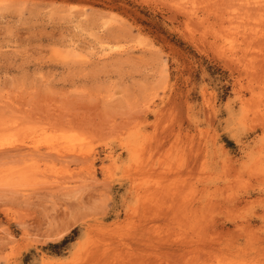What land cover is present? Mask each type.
Returning <instances> with one entry per match:
<instances>
[{"label": "rangeland", "instance_id": "374dc122", "mask_svg": "<svg viewBox=\"0 0 264 264\" xmlns=\"http://www.w3.org/2000/svg\"><path fill=\"white\" fill-rule=\"evenodd\" d=\"M0 102V264H264V0H0Z\"/></svg>", "mask_w": 264, "mask_h": 264}, {"label": "bare ground", "instance_id": "6f19581e", "mask_svg": "<svg viewBox=\"0 0 264 264\" xmlns=\"http://www.w3.org/2000/svg\"><path fill=\"white\" fill-rule=\"evenodd\" d=\"M233 1H234V0H233ZM247 1H248V3H249V0H247ZM253 1H254V0H253ZM229 2H230V1H229ZM231 2H232V1H231ZM231 2H230V3H231ZM235 2H237V4H241V3H238V1H235ZM251 2H252V1H251ZM255 2L257 3V1H255ZM231 4L234 5L233 2H232ZM231 4L228 3L229 7H230ZM235 4H236V3H235ZM253 4H255V3H253ZM257 4H258V3H257ZM233 5H231V7H232ZM261 5H263V4H261ZM237 6H238V5H237ZM239 6H241V5H239ZM244 6H245V5H244ZM242 7H243V6H242ZM250 7H251V9H252V8L255 7V6H253V7L250 6ZM249 9H250V8H249ZM253 10H254V9H253ZM222 23H223V22H222ZM223 25H224V24H223ZM223 25H221V26H223ZM221 28H222V27H220L219 29H221ZM223 29L225 30V29H227V28L225 27V28H223ZM221 31H222V29H221ZM221 31H219V32H221ZM224 33H225V32H224ZM243 33H244V32H243ZM252 33H255V32H252ZM258 34H259V33H258ZM247 35H248V34H247ZM253 35H254V34H253ZM225 36H226V35H225ZM244 36H245V35H244ZM260 36H261V35H260ZM248 37H249V36H248ZM251 38H252V37H251ZM234 39H235V38H234ZM247 39H248V38H247ZM257 39H258V38H257ZM235 40H236V39H235ZM78 48H79V47H78ZM80 49H81V48H80ZM74 51H75V50H74ZM77 53H78V51H77ZM82 53H83V52H82ZM235 53H236V52H235ZM233 54H234V53H233ZM233 54H232V55H233ZM81 55H82V54H81ZM81 55H80V56H81ZM237 55H238V54H237ZM77 56H78V55H77ZM234 56H235V55H234ZM235 57H236V56H235ZM235 57H233V58H235ZM0 103H1V102H0ZM0 109H1V108H0ZM1 111H2V110H1ZM1 111H0L1 114L4 113L3 111H2V112H1ZM2 115H3V114H2ZM3 117H4V116H3ZM0 118H1V117H0ZM4 121H5V119H4ZM11 122H12V121H11ZM11 122H10V123H11ZM6 123H7V121H6ZM6 123H5V124H6ZM10 123H8V124H10ZM0 126H2V124H1ZM14 147H15V146H14ZM47 147H48V146H47ZM10 149H11V148H10ZM24 150H25V149H24ZM26 150H27V149H26ZM53 150H54V152H55V149H53ZM10 151H11V150H10ZM10 151H6V152H10ZM20 151H21V150H20ZM59 151H60V150H59ZM14 152H15V151H14ZM26 152L28 153V151H26ZM42 152H43V151H41V153H42ZM68 152H69V151H68ZM84 152H85V151H84ZM84 152H83V153H84ZM92 152H93V151H92ZM16 153H17V152H16ZM16 153H15V154H16ZM24 153H25V152H24ZM27 153H26V154H27ZM29 153H30V152H29ZM48 153H49V152H48ZM58 153H59V152H58ZM65 153H67V152H65ZM70 153H71V152H70ZM20 154H21V153H20ZM46 154H47V153H46ZM49 154H50V153H49ZM55 154H56V152H55ZM67 154H68V153H67ZM76 154H77V153H76ZM88 154H89V152H88ZM47 155H48V154H47ZM77 155H78V154H77ZM79 155H80V153H79ZM79 155H78V156H79ZM121 155H122V154H121ZM43 156H44V154H43ZM64 157H65V156H64ZM71 157H73V156H71ZM91 157H92V154H91ZM54 158H55V157H54ZM68 158H69V157H68ZM73 158H74V160H75V158H76L75 155H74ZM89 158H90V156H89ZM86 159H87V157H86ZM74 160H73V161H74ZM84 160H85V159H84V157H83V161H84ZM94 160H95V159H94ZM77 161H78V160H77ZM89 161H90V160H89ZM91 161H92V160H91ZM71 162H72V161H71ZM84 162H85V161H84ZM88 163H89V162H88ZM78 164H79V163H78ZM91 164H92V163H91ZM105 164H106V163H105ZM105 164H104V165H105ZM100 165H101V164H100ZM81 166H83V165H81ZM84 166H85V165H84ZM90 166H91V165H90ZM111 166H112V165H111ZM111 166H110V167H111ZM136 166H137V165H136ZM85 167H86V166H85ZM88 167H89V166H88ZM111 168H112V167H111ZM114 168H115V167H114ZM86 169H87V168H86ZM89 169H90V168H89ZM92 170H93V168H92ZM86 171H87V170H86ZM90 171H91V169H90ZM92 173H93V172H92ZM92 176H93V175H92ZM93 177H95V176H93ZM89 179H90V178H89ZM90 180H91V179H90ZM93 181H94V180H93ZM105 182H106V180H105ZM90 183H91V182H90ZM92 183H93V182H92ZM92 183H91V184H92ZM106 184H107V182L105 183V185H106ZM101 187H102V186H101ZM108 187H109V185L107 186V189H109ZM102 189H103V188H102ZM2 190H3V189H2ZM6 190H7V189H6ZM16 190H17V189H16ZM206 190H207V189H206ZM13 191H14V190H13ZM61 191H62V190H60V192H61ZM70 191H71V190H70ZM18 194H19V193H17V195H18ZM21 195H22V194H21ZM19 196H20V195H19ZM196 199H197V198H196ZM196 203H197V202H196ZM188 209H189V208H188ZM192 209H194V208H192ZM192 209H190V210H192ZM201 219H202V217H201ZM215 258H216V257H215ZM213 260H214V259H213ZM213 260H212V262H213ZM160 262H161V261H160Z\"/></svg>", "mask_w": 264, "mask_h": 264}]
</instances>
